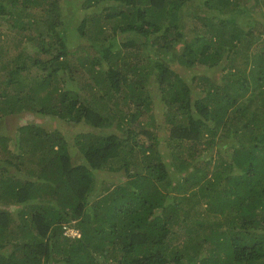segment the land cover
<instances>
[{"label": "trees", "instance_id": "trees-1", "mask_svg": "<svg viewBox=\"0 0 264 264\" xmlns=\"http://www.w3.org/2000/svg\"><path fill=\"white\" fill-rule=\"evenodd\" d=\"M104 1L73 16L74 0H0V26L35 47L0 66V264H264V0ZM110 19L121 47L101 40ZM131 47L153 60H121ZM23 110L89 126L82 161L63 129L8 133L3 116ZM12 142L37 166L17 174ZM99 170L125 178L93 194Z\"/></svg>", "mask_w": 264, "mask_h": 264}, {"label": "rangeland", "instance_id": "rangeland-1", "mask_svg": "<svg viewBox=\"0 0 264 264\" xmlns=\"http://www.w3.org/2000/svg\"><path fill=\"white\" fill-rule=\"evenodd\" d=\"M195 2H197V4H201L202 5V1L203 0H193ZM110 1L105 0L102 5L103 7L108 4ZM75 5L73 4V2L68 3L69 4V10L70 12H72V15L74 16V14L77 16L79 14H81L80 9L76 6L78 5L79 7H81V0H74ZM111 3V2H110ZM102 5L99 6L102 7ZM68 7V6H67ZM84 11V10H83ZM111 10H107V13H110ZM76 19H78L77 17H75ZM72 22H74V18L72 20ZM77 24V23H76ZM0 28H2L3 31L6 32L7 35H5L3 33V35L1 34L0 38V50L1 48H3L4 52H2L1 54V61H0V66L3 65V63H7V65L9 64L10 66L17 63H20L23 58H25V56L29 53H32L33 50L35 49L34 47V43L31 42H26L23 41L22 43L19 42V44L17 43V40H19V38H21L19 34V32L17 33L15 31V29L8 27V25H1ZM1 30V32H3ZM22 31V30H21ZM26 32V29L24 30ZM5 35V36H4ZM4 36V37H3ZM106 37H109V39L107 40H113V47H121L120 46V42H122L126 37H128V34L126 32H122L119 31L118 29L115 30L113 29V20L110 19L107 21L106 23V27L104 30V34L101 37V40H105ZM137 38V37H136ZM144 38H141L140 36H138V40H143ZM97 41V46L99 47V49H93L94 52H99L100 53V49L102 48L101 45H98V43L101 41ZM73 45H78L76 42H78V38H75L74 40H71ZM105 41H103L104 43ZM119 44V45H118ZM185 43L184 40H177L176 43L174 44L173 48L174 49H179L180 47H184ZM132 51H136L135 53H138L137 55L134 54H129V55H124L123 53H121V60H126L129 59L132 62H142L144 64H148L150 60L152 59V54L151 51L148 50H143L142 51V47L140 50H138L139 48L137 47H131L130 48ZM80 52V51H79ZM125 52V51H123ZM82 54V53H74L70 55V59L69 61L72 62V65L70 68H67V73L68 75H70L71 73H73L74 75L76 74L78 76V69L76 67V63L78 62V56ZM112 60H117L118 55H114L112 56ZM174 60V67H176L178 70H181V72H183L184 75L190 76L192 75V70L191 68H185V65H182L178 62V60L175 58ZM109 62V61H108ZM66 67L68 65L65 64ZM194 67L196 69H198V73L199 74H208L213 76V73H211V70L214 69L216 70V67H205L204 64H197L194 65ZM1 71V70H0ZM218 71V70H216ZM7 72V70H6ZM1 74L3 73V70L0 72ZM39 73V68L37 67H31L30 71L27 72V75L25 73H22V75L19 78H24V74H25V78L24 80L29 81L30 77H33L35 74ZM6 73H4L5 75ZM74 75H72L74 77ZM77 76H75V80L77 79ZM81 79L82 80V84H86L87 82H89V74L87 72H85V70L81 73ZM87 76V77H85ZM72 77V78H73ZM85 77V78H84ZM75 80H71L70 82H72L73 84L75 83ZM4 85V83L2 82L1 87ZM103 88V87H102ZM15 89H13L14 91ZM85 91V90H83ZM5 117V118H4ZM3 120L4 123L7 124V132L10 133L11 135H15L16 134V129L19 125H21L22 123L25 122H38V124H44V126H47L48 130H52V129H63V131L65 132L66 136H67V140H68V144L70 146V151H71V155L73 156V158L75 159V161L79 162L82 161L83 155L81 154L80 150H79V146L76 143L77 142V136L83 132V131H87L88 129H91L89 126H83V124L80 123H68L63 121L62 119L58 118V117H53V116H49L46 117L44 115H41L37 112H33V111H29V110H23V111H18L16 113H12V114H8L3 116ZM160 121V120H159ZM160 125L159 127H157V131H159V133H166L167 132V127H165L162 122L160 121ZM156 129V128H155ZM154 129V130H155ZM164 140V139H162ZM166 143L167 140L165 139ZM7 147H9L10 149L7 148V154L8 155H18L17 158H21L24 162V164L22 165L21 163H19V165H21V171H18V173H20L21 175L24 174V170L25 168H27L28 166H37V164L33 161H29L26 160L24 158V156H26V152H21V150H19L17 148V146L15 145V143L13 144V142L11 143V145H8ZM3 150V149H2ZM1 151V150H0ZM138 151L139 150V146H138ZM202 154H208L209 152L214 153L215 152V148H208V149H204L202 151ZM3 153H1L2 155ZM199 155V159H200V154ZM23 157V158H22ZM1 158V157H0ZM0 161H2V159H0ZM19 162V159H18ZM33 162V163H32ZM10 167H12V170L16 169V166L14 165H9ZM17 170V169H16ZM125 178V176L122 174L121 171H116L113 173H110L106 170H99V172L97 173V182H96V188H95V193H100L101 188H103L105 185H109L114 183V181H120L123 180ZM96 194V195H97ZM94 196V195H93ZM14 207V209L16 208V206H12V208ZM68 234L74 236L77 234L78 230H67ZM181 239H179L177 241V243H180Z\"/></svg>", "mask_w": 264, "mask_h": 264}, {"label": "clouds", "instance_id": "clouds-1", "mask_svg": "<svg viewBox=\"0 0 264 264\" xmlns=\"http://www.w3.org/2000/svg\"><path fill=\"white\" fill-rule=\"evenodd\" d=\"M67 228H70L71 230H77L76 228L72 227V226H69L68 224L65 225V233H68L67 232ZM70 235V234H69Z\"/></svg>", "mask_w": 264, "mask_h": 264}, {"label": "built area", "instance_id": "built-area-1", "mask_svg": "<svg viewBox=\"0 0 264 264\" xmlns=\"http://www.w3.org/2000/svg\"><path fill=\"white\" fill-rule=\"evenodd\" d=\"M67 230H71L70 228H67ZM74 231V230H73ZM77 234H79V232H77Z\"/></svg>", "mask_w": 264, "mask_h": 264}]
</instances>
